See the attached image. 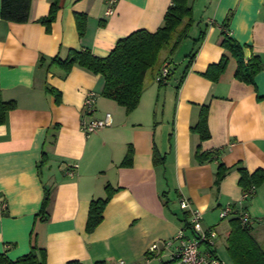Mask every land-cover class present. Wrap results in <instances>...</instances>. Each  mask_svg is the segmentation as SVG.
Returning <instances> with one entry per match:
<instances>
[{
	"label": "crops",
	"instance_id": "1",
	"mask_svg": "<svg viewBox=\"0 0 264 264\" xmlns=\"http://www.w3.org/2000/svg\"><path fill=\"white\" fill-rule=\"evenodd\" d=\"M170 3L115 0L113 13L106 15L107 0H59L49 30L39 19L48 14L50 0H30L24 23L0 18V94L15 103L0 124V253L15 259L29 251L35 236L45 248L44 264H160L172 259L179 229L191 236L180 196L201 210L204 228L217 232L218 258L234 215L220 216L228 204L232 212H248L250 233L264 250V181L242 200L237 170H264V70L246 83L234 77L230 59L218 81L202 75L224 51L222 23L230 13L229 35L243 46L245 58L253 53L264 62V0H188L193 23L187 37L177 54L161 53L171 68L166 85L160 86L157 71H151L130 112L101 95L100 74L78 65L65 74L50 64L52 56L64 57L68 49L108 55L134 30L155 31ZM75 13L86 15L82 36ZM46 85L59 93L57 99ZM90 90L96 101L86 119L108 112L111 122L86 135L80 119ZM205 103L210 137L200 141L191 127ZM198 145L202 151L219 150L218 158L198 163ZM129 146L132 164L120 166ZM219 163L229 169L215 185ZM73 164L74 175L68 176ZM107 184L118 190L88 233L90 201L105 197ZM46 188L50 197L43 221L37 214ZM154 243L158 252L149 251ZM227 259L232 264L228 253Z\"/></svg>",
	"mask_w": 264,
	"mask_h": 264
},
{
	"label": "trees",
	"instance_id": "2",
	"mask_svg": "<svg viewBox=\"0 0 264 264\" xmlns=\"http://www.w3.org/2000/svg\"><path fill=\"white\" fill-rule=\"evenodd\" d=\"M29 7L30 0H0V18L6 21L24 23L28 20ZM58 7L59 0H50L48 14L39 19V22L44 24L47 30H49L52 21L55 19ZM74 18L78 35L82 36L85 31L86 15L75 13ZM230 18L231 13L227 15L222 23L221 46L224 51L220 59L209 64L202 75L212 81H218L225 72L229 60L233 59L235 61L234 77L246 83H253L256 73L264 70V62L258 55L253 53L245 58L243 46L229 35ZM192 23V8L188 0H171L164 13L162 24L155 31L151 32L142 28L134 30L127 36L118 39L108 55H95L88 48L68 49L64 57L56 54L49 61L51 65L60 68L65 74L74 65L83 67L93 74H100L103 77L101 95L123 106L126 112H130L139 103L146 73L154 70L157 73L159 72L160 67L166 61L161 59L162 51L166 50L168 55L174 54L187 37ZM194 54L195 50L189 54L190 60L194 57ZM170 74L171 69L166 77L167 80ZM159 85L164 86L166 83L159 82ZM179 85L180 83L177 88ZM46 89L56 95L57 99L59 93L56 90L48 85H46ZM14 106L15 103L12 100H3L0 94V124L5 121L6 113ZM208 109L207 103L200 106L197 122L191 127V130L198 135L200 141L210 137L207 122ZM132 153V147L129 146L120 166H130L132 164ZM218 156L219 150L202 151L199 145L195 151V159L198 163L217 159ZM228 169L223 163L218 164L214 175L215 185L220 183ZM237 170L240 173L239 184L242 192L249 191L250 194L247 198L249 199L253 196L256 188L263 183L264 170L259 168L249 173L242 166H237ZM117 190V188L107 184L105 186V197L90 201L85 224L86 232H92L102 221L104 208ZM49 197L50 192L46 188L37 214L41 215L43 221L47 218ZM241 211H231L229 213L234 215L229 219L226 250L232 264H264V250L251 235L249 224L241 223ZM175 262L176 260L172 258L169 261H162L160 264H173ZM44 263L45 248L37 243L35 236H31L29 251L15 259H10L5 253H0V264ZM67 264L81 263L72 260Z\"/></svg>",
	"mask_w": 264,
	"mask_h": 264
},
{
	"label": "built area",
	"instance_id": "3",
	"mask_svg": "<svg viewBox=\"0 0 264 264\" xmlns=\"http://www.w3.org/2000/svg\"><path fill=\"white\" fill-rule=\"evenodd\" d=\"M115 0H107V7L105 14L109 15L113 13V4ZM169 62L165 61L159 69V72L155 76L156 82L167 83V75L170 72ZM96 93L92 90L88 91L84 97L80 127L82 131L89 135L94 133L97 129L108 126L111 122L110 113H106L103 118L86 119V115L91 113L95 108ZM77 164H73L66 171L68 176L74 175V170ZM250 192H242V200H246L249 197ZM178 206L181 210L187 214L188 228L191 231V236H187L184 229H179L174 236V240L178 241L176 251L172 254V258L179 264H222L217 255L214 253V240L217 236V232L213 228H204L202 226V212L200 209L192 206L190 200L184 196L178 198ZM232 211L231 204H228L220 212V216H227ZM250 215L246 210H242L240 214V221L242 224H249ZM171 240L165 241L164 246H169ZM150 252H158L159 246L154 243L149 247ZM114 264H123L122 261H117Z\"/></svg>",
	"mask_w": 264,
	"mask_h": 264
},
{
	"label": "rangeland",
	"instance_id": "4",
	"mask_svg": "<svg viewBox=\"0 0 264 264\" xmlns=\"http://www.w3.org/2000/svg\"><path fill=\"white\" fill-rule=\"evenodd\" d=\"M178 52H179V49H178V51L175 52V54H177ZM150 72L151 71H148L146 73V76H149L150 75ZM227 253L228 252H227V250L224 247H221V249L219 247L218 254L221 257V259L219 258V260L222 262V264H228L229 263V260L227 259Z\"/></svg>",
	"mask_w": 264,
	"mask_h": 264
}]
</instances>
